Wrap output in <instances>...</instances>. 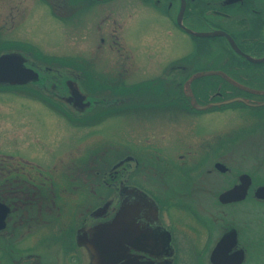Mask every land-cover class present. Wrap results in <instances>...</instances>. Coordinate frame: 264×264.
I'll return each instance as SVG.
<instances>
[{
	"label": "flooded vegetation",
	"instance_id": "obj_1",
	"mask_svg": "<svg viewBox=\"0 0 264 264\" xmlns=\"http://www.w3.org/2000/svg\"><path fill=\"white\" fill-rule=\"evenodd\" d=\"M105 1H38L60 21L57 27L60 23L70 25V32L84 34L81 38L86 40L83 44L85 47L78 46V42L72 48L67 47L66 53L62 54L69 61L63 63L53 61L47 64V59L54 56L47 54L41 46L33 44L34 47H31L34 42L28 39H15L10 34L0 33V56L19 54L24 59V66L39 74L37 80L22 84L0 82V90L16 94L23 89V95L27 96L30 93L27 91L33 85L42 95L33 98L34 102L50 108L58 121L69 126L65 127L66 133L59 137L67 140L64 144L54 146L51 135L46 137L53 141L49 146L40 145L37 148L31 143V137L19 132L22 144L9 146L8 150L0 149V224H4L0 226V237L12 229L6 240V248H10L15 239L19 242L29 240L31 243L24 247L19 260L15 259L14 252L10 254L12 264H42L35 258L36 255L30 254L33 247L31 238L34 236L39 240L42 236L46 238L43 240L42 255L45 252L47 259L41 260L51 261L52 264H81L78 246L82 244L86 250L83 256L88 264H94L95 242L116 236V257L120 264H171L174 258L173 227L176 222L168 200L188 196L193 191L190 188L195 186L203 191L204 184L211 182L212 178L217 182L222 176H230L231 158L238 153L232 150V145L248 133L239 134L230 141L221 133L197 132L193 127L187 129L183 121L171 126L167 116L201 114L237 106L264 108V90L250 88L233 76L238 75L244 81L251 78L258 81L264 77L248 68L249 65H264V61H259L264 59V52L258 50L264 46V0H185L183 26L179 23L183 0H179L178 5L175 0H146L144 6L151 7L155 13L176 23L177 27L196 38L225 39L215 45L221 48L222 57L211 56L217 50L208 48L210 63L202 68L191 67L198 60L191 57L186 62L185 56L182 57L184 62H179L180 58L175 61L157 57L149 67H144L137 53L131 50L133 41L137 44V40L131 39L134 27L127 26V2L119 0L117 5L102 7ZM191 2H195L194 8L189 5ZM92 3L97 4L96 9L90 5ZM110 8L116 9L113 21L110 20ZM38 9H43V6ZM23 10H26L25 6ZM33 11L36 12L35 8ZM22 13V17L27 15V11ZM154 23L158 29V22ZM198 25H206L208 29L194 31L192 28ZM86 27L90 30L87 31ZM168 33H173V26L168 28ZM152 41L145 46H153ZM92 44L97 45V52ZM223 49L239 56L242 62H235L232 54L230 57L224 56ZM255 49L257 51H253ZM169 61L174 68L170 67ZM247 69L245 77L241 71ZM209 78H215L209 82L217 86L214 91L207 93L204 90L197 94V89L192 92V87L207 82ZM49 86L55 89L50 90L51 95L47 96ZM60 87L68 88L69 93L60 94L57 91ZM224 91L230 96L221 97ZM214 94L221 99H211ZM191 97L196 103L195 108L191 104ZM147 114L153 115V124L146 122ZM260 116L264 117V113ZM115 119L132 126L125 131L120 130V143L111 147L108 141L113 137L105 133V127L114 123L112 120ZM220 163L226 166L225 171L217 168ZM243 174H249L252 178L247 197L230 204L220 202V205L235 206L249 199L257 202L259 208H264V199L256 196L257 189L264 182H258L255 174L248 169L232 175L235 180L232 178L233 183L228 189L239 184ZM96 182L105 194L109 193V197L112 194L118 196L116 206L108 197L103 206L97 209L86 207L83 220L80 215L84 214V208L78 206L71 212L63 211L60 200L64 193L76 198L80 196L84 201L92 200L95 198ZM147 203H151V213L148 212ZM177 210L184 216L188 215V218L193 215L190 216L183 208ZM16 217L22 222V228L24 226L22 232L15 228L20 223L14 222ZM116 217L120 220L118 232L111 230L113 228L108 229ZM188 224L186 221L183 223ZM201 225L205 226L207 233L204 234V242H201L202 249L198 250L199 257L204 253L203 257L209 258L212 263L211 255L218 242L236 230L238 243L233 246L224 244L217 258L222 264H233L238 251L243 249L245 256L242 264L245 263L249 254L244 248L243 229L230 226L225 231H219L216 226L212 230L209 222ZM34 229L35 233L32 234ZM47 230L50 232L42 235ZM54 233L57 234V241L48 246ZM0 240L3 242L2 238ZM196 245L193 243L198 247ZM50 253L57 255L50 258ZM1 255L6 256L5 251Z\"/></svg>",
	"mask_w": 264,
	"mask_h": 264
},
{
	"label": "rangeland",
	"instance_id": "obj_2",
	"mask_svg": "<svg viewBox=\"0 0 264 264\" xmlns=\"http://www.w3.org/2000/svg\"><path fill=\"white\" fill-rule=\"evenodd\" d=\"M38 1L39 0H0V33L3 35L10 34L11 37L15 39H28L34 42L31 44V47H34V45L41 46L45 49L47 54L54 57L56 56L53 54L58 56L56 58H48L47 64H51L53 61L63 63L67 58H64L65 55L62 53H66L65 50H67V47L72 48L74 44L76 45V42H78V46H82L86 42L84 38H81L84 34L77 35L70 32V25L65 26L60 23V26L57 27V22L60 21L55 19L52 16L51 11ZM106 1L103 3L102 7L108 4H111V6L117 5L119 0H111V2L109 0ZM121 1L127 2V26L130 27V25H132L134 27L131 39L137 40V44L133 41L131 50L132 52L137 53L140 58L139 60L142 61L144 67H149V64L157 59V57L163 58L164 60L167 57L168 59H173L175 61L180 58L179 62H187L192 57L196 58L198 62L197 64L193 63L191 67L202 68L204 65L207 66V63H210V60L208 59L210 53L207 50L208 48H215L217 50L214 51L211 56L215 58L222 57L220 51L221 48L218 46L216 47L215 45L217 44L216 42L221 43L222 41H225L224 38H196L177 27L176 23H172L157 12L155 13L151 7L144 6L146 0ZM88 3L91 2L88 1ZM178 3L179 0H175V4L178 5ZM90 5H94L93 9H96L97 7V4L92 3ZM189 5L194 8L195 2H191ZM24 6L26 7V10H23ZM39 6H43V9H38ZM34 8L36 12L33 11ZM110 9L112 10L110 20L113 21L112 18L115 17L113 15H116V9ZM23 11H27V15L22 17L21 15L23 14ZM154 21L158 22V29L155 27ZM172 26L173 33L170 34L168 33V28ZM220 27L224 26L221 25ZM85 29L87 31L90 30L87 27ZM192 29H195L194 31H200L208 29V27L206 25H198ZM148 38H151L154 41V45L151 47L145 46V44L151 43V39ZM83 47L85 46L83 45ZM92 47L95 50L97 45L95 44L94 46L92 44ZM223 50V55L226 57L228 55L230 57L232 53L228 49ZM258 50L264 52V46H260ZM95 51L97 52V49ZM253 51L257 50L255 49ZM128 53L132 55L130 51ZM183 56L187 57L184 61H182ZM233 56L235 62H242L239 56L240 59H238L236 55ZM169 64L172 65L170 61ZM170 67L174 68L173 65ZM170 67L168 68L169 70H171ZM248 68L249 70L259 72L264 76V65L259 67L249 65ZM241 72L246 77L248 69L245 72ZM233 76L236 78H234L236 81L240 83L244 82L249 85L250 88L258 91L264 90V77L259 78L258 81L253 80V78L244 81L242 80V77L238 75ZM212 80H215V78H209L207 82L192 87L194 88V91L192 92L194 93L198 89L196 91L197 94L201 92L203 93L204 90H206L207 93H211L217 88V86L209 83ZM53 88L54 87L51 86L47 88V96L51 95L50 90H53ZM20 91L22 93L16 92V94H14L12 92L0 90V149L8 150L9 146L12 147L17 143L22 144V138L19 137V132H23L26 136L31 137V143L35 147L37 146V148L40 145V147H42V145L49 146L48 144L53 141H55L53 142L54 146L66 143L67 140L59 137L66 133L65 127L68 126V124L65 125L61 120L58 121L54 115V111L50 108L40 105L39 102H34L33 98H39L42 96L38 88H35L32 85L30 91H27L30 92L27 93V96L23 95L25 94L23 89H20ZM57 91L63 95L69 93L68 88L64 87L58 88ZM229 96L230 95L224 91V94L221 97ZM211 99L221 98L220 96H217V94H214ZM191 100V104H193L195 108L196 103L192 97ZM203 101L201 102L203 103ZM65 106L69 107L68 105ZM68 110H70V108H68ZM197 110L196 107V111ZM262 113H264V108L237 106L219 111L209 110L201 114H169L167 116V120L170 122L171 126H176L178 122L183 121L187 129L193 127L197 132L206 131L209 134L221 133L222 137L225 135V138L230 141L239 134L248 133L245 134V136H242L235 145H232V150H237L238 153H235L231 158L233 162L231 163L232 174L230 176H222L217 182L212 178L211 182L204 184L203 191H199L198 186H195L190 188V190L193 191H190L188 196L175 197L168 200L167 204L170 207L173 219L176 222L173 227L174 249L172 250V254L174 258L171 261V264H212L209 258L205 259L203 257L204 253H201L200 257L198 256V250L202 249L203 246L201 242H204L206 237L204 234L207 233V231L204 230L205 226L201 225V223L206 225L208 222L210 223L212 230L215 226L219 231H225L230 226L243 229L245 235L244 248L247 250V254H249L244 264H264V208H259L257 202L249 199L246 202H242L235 206H221L219 200L221 192L228 189L233 183L232 178L235 180L234 176L238 175L243 169H248L252 174H255L258 182H264V117L260 116ZM152 117L153 115L147 114L148 120H146V122L153 124L155 119ZM112 121H114V123H110L108 127H105V133H108L113 137L108 141L111 147L120 143V138H118L119 131H125L132 126V124L125 125V121L120 119ZM51 135H53V141L52 139H46L47 136ZM94 185L96 193L95 198L92 200L89 199L84 201L80 196L76 198V196L72 194L64 193L60 200L61 205L63 206V211L71 212L73 208L78 206L79 208H84V214L80 215L81 220H83L87 212L86 207L97 209L99 206H103L104 201L109 197V193L105 194L106 192L99 187L97 182L94 183ZM109 198H112L111 200L115 202V206L118 204V196L114 197V194H112ZM138 203L139 207H141L140 202ZM178 208L185 209L190 216L193 214L194 217L193 215L190 218H188V215L184 216L182 212L177 210ZM147 209L148 212L151 213V203H147ZM117 220L120 221L118 217H116L115 221ZM16 221L18 223L20 222V219L16 217L14 222ZM185 221L189 222V224L183 225ZM197 221L201 223L199 224ZM42 222L44 224L46 223L43 220ZM21 223L22 222L18 223L15 228L20 229L22 232L24 226L22 228ZM48 227H50V225H48ZM33 228L36 229V227ZM35 229L32 230V234L35 233ZM17 231L18 230H15V232ZM49 232L50 231L48 230L43 231L42 235H46ZM11 233L12 229L7 233H2V237H0L3 240V242L0 240V249L4 250L6 253V256H0V264H12L13 262H11L9 256L13 252L17 255H14L15 259L19 260L20 255L23 254L24 247L28 245L29 240L19 242V240L15 239L13 243L14 246L13 244L10 246L12 250V252H10V248H6V240ZM22 235L23 234H20V236ZM56 235L57 234L55 233L52 235L47 243L48 246H51L53 242L57 241ZM45 239L44 236H42L40 240L37 236L31 238L33 247L30 249V254L36 255L35 258L40 260L42 264H52L51 261L41 260L45 258V252L42 255V248L45 244L43 240ZM193 243L197 244L196 246L198 247L193 246ZM78 247H80L79 254L82 259L81 264H88L87 259L83 256V254L86 253L85 246L82 244ZM2 252L0 251V254H2ZM37 255H40V257ZM52 255L57 254L50 253V258Z\"/></svg>",
	"mask_w": 264,
	"mask_h": 264
},
{
	"label": "water",
	"instance_id": "obj_3",
	"mask_svg": "<svg viewBox=\"0 0 264 264\" xmlns=\"http://www.w3.org/2000/svg\"><path fill=\"white\" fill-rule=\"evenodd\" d=\"M185 9V0H183V7L179 17V23L182 25V15ZM185 29L188 32L193 33L190 29ZM196 35H214L213 34H200L195 33ZM264 61V59L259 60ZM39 78L38 72H36L32 68H28L24 66V59L19 54H4L0 56V82H10L12 84H22L28 81L37 80ZM83 100V99H82ZM232 101V100H231ZM217 168L222 171L226 170V166L223 164H217ZM252 184V178L249 174H243L240 176V183L235 185L234 187L223 191L219 200L222 204H230L244 200L247 197L249 188ZM257 198L264 199V185L260 186L256 191ZM2 205H0L1 207ZM119 219V218H118ZM113 225H110L109 228H113L111 230L117 231V227L119 225V221L113 222ZM1 227L4 224H0ZM117 234V233H116ZM113 236V235H112ZM109 238V237H107ZM238 243V233L237 231H233L221 238L218 242L216 248L213 250L211 255V260L213 264H222L221 261L218 260L217 254L219 249L223 247L224 244L236 245ZM118 237H111V239L105 240L101 238V240H97L95 242V251L97 255V259L95 264H120L119 259L116 257L118 254ZM115 251V252H114ZM245 251L243 249L238 251V254L233 262V264H242L244 261ZM115 255V258H112Z\"/></svg>",
	"mask_w": 264,
	"mask_h": 264
}]
</instances>
